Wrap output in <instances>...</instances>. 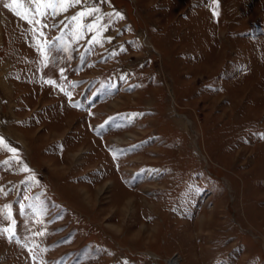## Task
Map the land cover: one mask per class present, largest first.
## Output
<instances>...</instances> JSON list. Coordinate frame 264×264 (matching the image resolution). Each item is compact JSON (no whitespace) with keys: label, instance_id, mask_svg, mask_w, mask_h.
I'll return each mask as SVG.
<instances>
[{"label":"rangeland","instance_id":"374dc122","mask_svg":"<svg viewBox=\"0 0 264 264\" xmlns=\"http://www.w3.org/2000/svg\"><path fill=\"white\" fill-rule=\"evenodd\" d=\"M93 3L0 0V264H264V0Z\"/></svg>","mask_w":264,"mask_h":264},{"label":"snow or ice","instance_id":"6c2138e0","mask_svg":"<svg viewBox=\"0 0 264 264\" xmlns=\"http://www.w3.org/2000/svg\"><path fill=\"white\" fill-rule=\"evenodd\" d=\"M99 2H103V0H99ZM216 0H213V3H215ZM12 4L16 5V8H13V12L16 16H18L20 19L24 20L25 23L32 26V32L34 37L38 34L39 36H43L44 33L42 29L44 28H50L55 27V20L58 15L61 13L68 12L70 8L83 5V7L76 11L75 13L71 14L70 20L72 23L76 26V35L77 38L82 35L81 30L83 28H87L89 32L96 31V33H99L101 30H107L108 24L103 23L101 24L100 21L103 20L104 15L100 8L96 6V3H93L91 7L88 6V0H12ZM5 8H9L10 5L8 3L4 4ZM17 9H23V11H19ZM110 17L112 14H108ZM213 15H216L215 12H213ZM115 18L123 19V16L116 12L114 14ZM51 18L53 23L49 24L47 21ZM86 18H91V22L88 23H82V21H85ZM92 42L99 43L100 41L96 39L95 36L92 37ZM37 49L41 52L42 56H44L45 61L49 59L51 54L54 52V48L51 45L50 41H44L42 44L38 41L37 42ZM122 51L124 49H121ZM54 58V57H53ZM61 74H63L64 69H61ZM49 84L54 83L51 80L46 81ZM61 91L65 92V95H67L69 98H71V93L67 92L65 89L61 88ZM107 123V122H106ZM101 129H103V125L101 126ZM0 144H3V138H0ZM5 148H7V145H4ZM8 151H11L15 153L16 149L14 148H7ZM4 163H7L5 161ZM24 171H28V168L25 166L23 169ZM34 180L35 177H32ZM6 209H10L11 205H4L3 206ZM23 205H21V209H23ZM7 219H11V213L9 211ZM148 219H151L149 217ZM14 223V221H13ZM3 231L8 232L10 229L6 228ZM38 235H43V233H37ZM14 238L13 235L9 236L8 239L11 240Z\"/></svg>","mask_w":264,"mask_h":264}]
</instances>
